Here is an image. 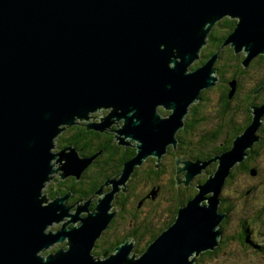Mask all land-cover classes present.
Returning a JSON list of instances; mask_svg holds the SVG:
<instances>
[{
  "label": "water",
  "instance_id": "1",
  "mask_svg": "<svg viewBox=\"0 0 264 264\" xmlns=\"http://www.w3.org/2000/svg\"><path fill=\"white\" fill-rule=\"evenodd\" d=\"M225 17L236 23L222 45L243 51L244 66L264 54V0H0V264H192L190 257L214 249L221 187L259 139L264 100L252 105L232 147L211 159L217 168L198 193L138 256L126 244L104 258L91 252L113 216L112 194L80 217L63 198L46 201L43 188L57 170L54 159L62 177L91 163L94 156L79 159L71 146L54 151L55 138L100 108L108 111L90 127L122 119L117 132L137 149L117 182L147 155L165 153L190 106L217 82L218 51L192 65ZM229 85L230 96L236 82ZM211 160L187 163L188 174Z\"/></svg>",
  "mask_w": 264,
  "mask_h": 264
},
{
  "label": "flooded vegetation",
  "instance_id": "2",
  "mask_svg": "<svg viewBox=\"0 0 264 264\" xmlns=\"http://www.w3.org/2000/svg\"><path fill=\"white\" fill-rule=\"evenodd\" d=\"M230 20H234L231 23H236V19ZM230 49L235 54L232 47L227 45L229 57L232 58L235 55ZM216 51L219 58L221 50ZM236 54H240L243 59V51ZM203 56L199 62L203 63L208 58L206 55ZM222 56L221 54L220 58ZM216 75V84L202 90L199 100L190 106L184 117L183 126L175 133V142L169 144L161 156L150 154L140 164L134 165L124 182L117 180L120 179L124 164L137 154V149L134 141L127 137L123 138L117 132L122 126V119L112 120V123L103 130L90 127L99 122L97 121L99 115L103 117L108 111L100 108L89 115L91 120H88L89 117L79 120L59 134L54 151L71 146L79 159L92 156L94 158L78 176L69 174L65 177L61 176L62 163L54 159V168L57 170L51 174L43 188L46 201L53 202L56 198H63V203L69 207L70 214L80 210L78 215L83 217L94 212L102 196L112 194L109 212H112L113 216L106 229L94 242L92 248L94 256L107 257L116 247L123 244L130 248V255H140L156 236L174 222L179 209L198 193L200 185L204 184L216 170L218 161L211 159L228 151L236 136L250 124L252 105H259L264 100V75L258 81V88L248 95L255 88L253 86L254 88L249 89L242 97L244 102L242 119L235 117L241 105L232 104L238 99L241 75L230 74V79L225 78V74L217 72ZM231 81H235L236 85L229 96ZM213 90L217 93V106L212 110L203 109L199 103L206 102L207 93ZM226 91L228 98L231 99L227 103L222 101ZM158 111L162 116L169 113L168 111L162 114L161 110ZM69 128L72 130H68ZM256 134L259 136L258 141L247 150L248 155L230 169L221 187L218 210L224 217L218 224L220 232L218 244L214 249L190 257L194 258L192 264H264V197L259 199L260 205L249 208L251 211L245 215L249 219L240 220L242 217L237 219L236 213L231 214V205L236 200L231 202L228 197L223 196L226 187H231L233 192H237L236 184L232 182L235 175L244 174L254 178L259 174L264 175V113ZM209 160L211 161L204 168L192 175L188 174L187 163ZM259 183L257 186L251 184L249 188H245L243 194L252 193L260 187ZM211 194V192L203 194L201 205L207 204ZM236 206L241 208L239 205ZM71 226L72 224L68 225ZM234 233L238 235L237 240H234ZM238 240L244 247L250 246L253 252L250 257L235 256L231 252L233 250L231 244L233 242L236 244ZM224 255L230 256V259L224 261Z\"/></svg>",
  "mask_w": 264,
  "mask_h": 264
},
{
  "label": "rangeland",
  "instance_id": "3",
  "mask_svg": "<svg viewBox=\"0 0 264 264\" xmlns=\"http://www.w3.org/2000/svg\"><path fill=\"white\" fill-rule=\"evenodd\" d=\"M229 19H232V18H229ZM216 27L218 29V31H217L218 34L220 33L219 31H224L225 30L224 27H222V26H216ZM220 34L222 35L223 33H220ZM212 48H213V45H211L210 43H208L207 51H203V48H202V50H201V52L199 54V58L193 63L192 66L196 65L199 62V60H202L203 57H204L203 55H206L207 52L209 50H211ZM226 53H227V51H226ZM226 53L222 52L221 54L223 56H227ZM229 58H231V57H229ZM224 59H225V57H222L221 60L218 61L217 64L221 65L224 62ZM232 61L233 60H231V65L233 64ZM232 66L233 67H229L228 71L225 72V78H227V79H230L229 75L233 72V68L235 69L236 64L232 65ZM262 74H264V59L259 60L257 63L253 62L250 66L246 67V69L244 70V72L242 74H240L241 75L240 79H239L240 86H241L240 87V92L238 93V99L234 100L232 102V104L241 105L239 107V109L236 111V115H235L236 118L242 119L244 117V112L242 110V106L244 105V102H242V97L244 96V94L249 89H251L253 86H255L256 82H258L262 78V76H263ZM216 95H217V93L214 90L208 92L207 93L208 100L206 102L201 101L199 103V105H201L203 107V109L212 110L213 108H215L217 106ZM158 110H161L162 114H164L165 112H168V110H163L160 107L158 108ZM94 112H96V111L90 112L89 115L93 114ZM89 115H88V117H89ZM99 117H101V116L99 115L98 118ZM198 130H200V129H198ZM58 136H56V138H55V144H56V141L58 139ZM54 149H55V146H54ZM258 168H260V166H258ZM232 182H233V184H236V188L238 189L237 192H233L230 189L231 187H226V189L223 192V196L228 197L230 199V201L231 200H234V201L236 200L235 202H233L234 204L231 205L232 206V213L231 214L236 213L237 214V219L238 218L240 219V217H242V219H240V220H247V219H249V217L245 216V215L248 214V211H251L250 209L254 208L255 206L260 205L261 201H259V199L264 197V190H262L264 188V175L262 176V174H259V176L254 178V176H249V175H244V174H237V175L234 176ZM258 182H260L259 183L260 187H257L249 195H244L243 194V190L245 188H249L251 186V184H255L257 186ZM46 183H47V181H46ZM230 192H231V194H229ZM235 204L239 205L241 208H238ZM234 221H236V220H234ZM61 222H63V220L58 222V223H56V224H55V222L52 223L51 225L46 227V231H55V230L59 229L61 227V225H62ZM231 234H233V232ZM237 236H238L237 233H234V237H235L234 240H237V238H236ZM250 238L251 237H250V234H249V239ZM63 242L65 243V241H63ZM63 242L62 243L54 242L48 248L40 251L39 254H41L43 256L47 255L50 252L55 251L58 247L65 246V244ZM234 244H235L234 242L231 244V247L233 248V250H231V252L235 256L238 255V256H242V257H250L251 254L253 253L251 248H250V246L244 247L243 245H241V242L239 240L237 241V243L235 245ZM91 252H92V250H91ZM224 258H225L224 261H226L227 259H230V256L228 257L227 255H224ZM260 259H261V257H260ZM263 259H264V257H263Z\"/></svg>",
  "mask_w": 264,
  "mask_h": 264
},
{
  "label": "trees",
  "instance_id": "4",
  "mask_svg": "<svg viewBox=\"0 0 264 264\" xmlns=\"http://www.w3.org/2000/svg\"><path fill=\"white\" fill-rule=\"evenodd\" d=\"M234 22V20H230L228 17L223 18L221 21H219L218 23H216V26H222L224 27V31H219L220 33H223L222 35L219 33H217L218 29L216 26H214L211 30V32H209V36H208V43H210L211 45H213V48L211 50H209L206 54L205 57H209L210 55H212V53H214L217 49H220L221 52H219V58L217 59H221V53L224 52L226 53L227 51V45H222L223 41L226 37V35H228L232 29L234 28V24L235 23H231ZM233 49V48H232ZM203 51H207V47H203ZM230 51L233 53V51L230 49ZM232 59L229 58L228 56H230L229 52L227 51V56H222L225 57L224 62L219 65L217 64L218 61L220 60H216L215 62V66H216V70L218 72V74H225L226 71H228L229 67H233L232 65L236 64L235 69L233 68V72L231 74H242L244 72V70L246 69L247 66H250L253 62L257 63L259 60L264 59V54H260L258 56H256L254 59H252L249 64L247 66H244V64L242 63V57L238 56V54H234L233 53ZM244 57V56H243ZM231 60H233V64L231 65ZM236 60V61H235ZM202 63V61H200L199 63H197L196 65L192 66V67H196L198 64L200 65ZM225 63V64H224ZM264 75V74H262ZM259 86V83H255V88L253 90H251V92L248 95H251ZM227 90H229L227 88ZM231 99L228 98V91L225 92L224 94V98L222 99L223 102H230ZM72 129L74 127H71ZM72 129H68V130H72Z\"/></svg>",
  "mask_w": 264,
  "mask_h": 264
}]
</instances>
